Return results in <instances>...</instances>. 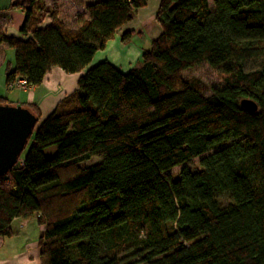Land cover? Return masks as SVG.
<instances>
[{"label": "trees", "instance_id": "16d2710c", "mask_svg": "<svg viewBox=\"0 0 264 264\" xmlns=\"http://www.w3.org/2000/svg\"><path fill=\"white\" fill-rule=\"evenodd\" d=\"M149 1L103 0L69 26L55 0H12L25 19L21 38L0 29L15 52L7 85L84 74L47 118L28 107L40 122L0 177V239L34 220L40 264H264V0H161V34L135 68H91ZM202 65L224 75L221 88L183 78Z\"/></svg>", "mask_w": 264, "mask_h": 264}, {"label": "crops", "instance_id": "0c3cea01", "mask_svg": "<svg viewBox=\"0 0 264 264\" xmlns=\"http://www.w3.org/2000/svg\"><path fill=\"white\" fill-rule=\"evenodd\" d=\"M53 1L44 0L48 7ZM55 1L60 19L72 26L78 22L79 16L84 19L88 18L85 14L86 7L103 0ZM160 2L161 0H150L145 8L138 10L133 20L125 25L113 40L107 43L103 51L94 56L91 66L108 62L122 73H128L135 68L141 62L144 51L149 49L151 43L161 34V29L155 22ZM11 4L12 0H0V29L10 37L21 38L20 29L25 16L18 9L8 11ZM128 31H133L132 39L129 43L122 44L120 37ZM8 49L6 46H0V66L6 62ZM9 63L12 64V62ZM83 74L70 75L59 68H53L38 87L26 91L10 88L9 91L16 90L21 98L16 99V101L7 100L8 104L27 108L35 105L40 112L41 119H45L54 112L65 97L77 90L78 80ZM7 87L9 88V85ZM12 228L14 236L0 239V264H40L38 249L40 236H33L31 228L29 229L24 220L21 219L15 220L12 223ZM43 231L44 227L39 228V235Z\"/></svg>", "mask_w": 264, "mask_h": 264}, {"label": "water", "instance_id": "95a60500", "mask_svg": "<svg viewBox=\"0 0 264 264\" xmlns=\"http://www.w3.org/2000/svg\"><path fill=\"white\" fill-rule=\"evenodd\" d=\"M242 107L256 112L255 103L245 100ZM40 119L29 108L0 104V177L6 176L18 164Z\"/></svg>", "mask_w": 264, "mask_h": 264}, {"label": "rangeland", "instance_id": "374dc122", "mask_svg": "<svg viewBox=\"0 0 264 264\" xmlns=\"http://www.w3.org/2000/svg\"><path fill=\"white\" fill-rule=\"evenodd\" d=\"M212 1L213 0H210V3H212ZM9 62H12L11 66L13 67L15 63V52L13 49H8V52L6 54V62L0 66V96L6 100L16 101V99L21 98L20 94L16 90L9 91L10 87L8 88L7 83H6V69H7V66L9 65ZM94 66H90V67L93 68ZM247 69L255 70L257 69V66L249 65ZM3 75H4V80H3ZM183 78L186 80L195 81L201 85H204V87L212 88V89L221 88L224 84L223 83L224 75L220 71L210 68L208 65H202V66H199V67H196L194 69L184 72ZM208 96H210L209 92L205 94V97H208ZM55 152H56V149L54 147H50L44 151V155L47 159H50L55 155ZM26 153L27 151L23 154V157H25ZM100 160H101L100 158H92L90 161L86 162L82 166L89 167V166L97 164ZM200 160L201 158L195 159L189 167L193 170L199 168ZM182 168L183 167L175 168L171 170L168 174L171 177L177 179L176 176L178 172L181 171ZM217 201L221 205H227L229 203V199L226 196L218 198ZM24 223H26L29 229L31 228V231L33 232V236L35 237L40 236L39 227L34 222V220H24Z\"/></svg>", "mask_w": 264, "mask_h": 264}, {"label": "built area", "instance_id": "2783aa9c", "mask_svg": "<svg viewBox=\"0 0 264 264\" xmlns=\"http://www.w3.org/2000/svg\"><path fill=\"white\" fill-rule=\"evenodd\" d=\"M9 87L11 89L19 88V89H22V90H25V91L30 89V87H28L27 82L24 79L16 80L14 83L10 84Z\"/></svg>", "mask_w": 264, "mask_h": 264}]
</instances>
